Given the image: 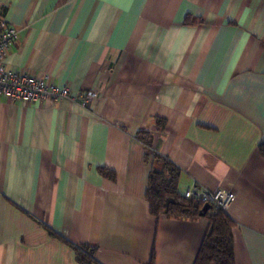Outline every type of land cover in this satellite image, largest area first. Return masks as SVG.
Masks as SVG:
<instances>
[{
	"label": "crops",
	"instance_id": "0c3cea01",
	"mask_svg": "<svg viewBox=\"0 0 264 264\" xmlns=\"http://www.w3.org/2000/svg\"><path fill=\"white\" fill-rule=\"evenodd\" d=\"M0 16L7 67L97 94L0 96V264H80L81 245L96 264H195L209 222L151 212L155 154L180 192L234 194L235 264H264V0H0Z\"/></svg>",
	"mask_w": 264,
	"mask_h": 264
},
{
	"label": "trees",
	"instance_id": "16d2710c",
	"mask_svg": "<svg viewBox=\"0 0 264 264\" xmlns=\"http://www.w3.org/2000/svg\"><path fill=\"white\" fill-rule=\"evenodd\" d=\"M145 144L151 143V136L139 134ZM264 156V146L260 147ZM104 175L111 173L102 170ZM179 168L169 159L155 154L148 175L145 198L153 214L164 213L175 217H205L209 225L200 246L195 264H235L233 254V226L231 217L215 206H211L203 215V203L196 198H187L178 189ZM75 257L80 264H96L93 248L74 246Z\"/></svg>",
	"mask_w": 264,
	"mask_h": 264
},
{
	"label": "built area",
	"instance_id": "2783aa9c",
	"mask_svg": "<svg viewBox=\"0 0 264 264\" xmlns=\"http://www.w3.org/2000/svg\"><path fill=\"white\" fill-rule=\"evenodd\" d=\"M16 37V28L0 16V96L9 101L24 103L55 102L68 98L83 106L96 98L97 94L94 90H87L77 95L67 86L54 84L47 75L36 76L26 71L7 67L4 59ZM182 193L184 197L196 198L203 204H210L224 211L235 198L229 190L210 191L196 184L190 185Z\"/></svg>",
	"mask_w": 264,
	"mask_h": 264
},
{
	"label": "water",
	"instance_id": "95a60500",
	"mask_svg": "<svg viewBox=\"0 0 264 264\" xmlns=\"http://www.w3.org/2000/svg\"><path fill=\"white\" fill-rule=\"evenodd\" d=\"M210 208H211V205L210 204H204L203 207H202L201 214L203 215Z\"/></svg>",
	"mask_w": 264,
	"mask_h": 264
}]
</instances>
